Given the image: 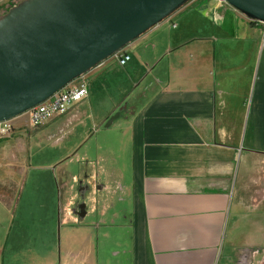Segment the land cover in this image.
Returning a JSON list of instances; mask_svg holds the SVG:
<instances>
[{"label": "crops", "instance_id": "0c3cea01", "mask_svg": "<svg viewBox=\"0 0 264 264\" xmlns=\"http://www.w3.org/2000/svg\"><path fill=\"white\" fill-rule=\"evenodd\" d=\"M118 72L126 78L112 77ZM83 78L87 97L64 113L37 127L26 115L11 120L12 135L0 140V216L9 219L40 191L38 173L48 174L52 204L57 195L64 205L72 179L105 188L83 165L71 172L64 158L73 148L36 165L17 154L4 159L23 149L15 142L23 132L87 122L78 143L89 157L94 132L95 161H113L128 240L115 237L113 221L86 224V208L62 224L47 254H10L2 236L0 264H264V27L223 0H189Z\"/></svg>", "mask_w": 264, "mask_h": 264}, {"label": "water", "instance_id": "95a60500", "mask_svg": "<svg viewBox=\"0 0 264 264\" xmlns=\"http://www.w3.org/2000/svg\"><path fill=\"white\" fill-rule=\"evenodd\" d=\"M188 1L19 0L0 14V122L44 102ZM223 1L264 21V0ZM87 190L79 188L72 208L79 218Z\"/></svg>", "mask_w": 264, "mask_h": 264}, {"label": "rangeland", "instance_id": "374dc122", "mask_svg": "<svg viewBox=\"0 0 264 264\" xmlns=\"http://www.w3.org/2000/svg\"><path fill=\"white\" fill-rule=\"evenodd\" d=\"M18 0H0V14L10 4L16 3ZM167 28V27H165ZM147 73H143L136 81L141 84L138 88L143 86L148 78ZM117 77L119 80L126 78V72H118L112 77ZM147 78V79H145ZM111 84L115 85L114 81ZM90 89V84L87 82ZM110 87V86H109ZM134 91V92H133ZM134 85L126 94L123 102L127 100V97L132 92L135 93ZM130 92V93H129ZM25 117V116H23ZM58 124V122H55ZM55 124V126L57 125ZM101 129H104L105 124L102 125ZM50 124L39 127L37 130L32 132H23L21 137L17 138L15 142H19L23 146V149L18 151L17 148L7 150L4 159H17L18 158L29 159L31 165L45 163L52 159H58L62 154L71 151V155L64 158L70 159L69 168L73 174H78L80 165L88 168V172H93L95 177L105 186L103 189H98L97 186L90 184L88 191L84 196V202L86 208L89 211L88 215L82 220L91 225L96 230L95 225H100L101 221L109 222L113 221V233L118 239L128 240V225L124 219V210L126 209L127 200L125 199L124 193L121 191L123 182L121 179H116L110 172L111 166L114 163L106 164V161H95L96 158V142L94 132H90L92 137L90 149H88V156L85 157L83 153L87 149L85 146L80 147L79 140L83 136L84 130L87 127V122L77 123V121L71 123L68 127L64 128L62 133L57 128H52ZM98 131L99 128H98ZM114 133L106 136L108 143H113L117 136L115 130ZM104 130H101V137H103ZM105 139V140H106ZM5 144V143H4ZM113 145V144H112ZM2 145H0L1 147ZM75 146V147H74ZM16 155V156H17ZM84 156V157H83ZM109 159H114L110 154L106 155ZM84 159H91L92 161H86ZM82 163V164H80ZM88 166V167H87ZM108 171L106 170V167ZM37 183L40 191L32 196H29L27 200L23 198L21 206L18 210L12 214L9 219L6 217L9 214L0 216V243H3L2 236L6 239V248L12 247L13 249L10 254L15 255H27L31 250L36 249L41 254H47L48 250L56 245L58 248L60 241V227L65 222L72 221V208L77 204L79 200V185L72 179L71 190L68 195L60 199L64 205L59 204V198L57 195L54 197V204L50 203V194L48 189L50 188V182L48 174L45 172L37 174ZM32 179V178H31ZM30 181H27L25 190L31 189ZM25 193V197H26ZM28 195V194H27ZM30 200V201H28ZM66 200L69 201V205L66 204ZM73 201V202H72ZM42 204V206L40 205ZM14 217V221L12 220ZM101 227L103 225H100ZM100 235V234H99Z\"/></svg>", "mask_w": 264, "mask_h": 264}, {"label": "built area", "instance_id": "2783aa9c", "mask_svg": "<svg viewBox=\"0 0 264 264\" xmlns=\"http://www.w3.org/2000/svg\"><path fill=\"white\" fill-rule=\"evenodd\" d=\"M248 20L253 24L264 27V21ZM128 59L129 55L124 54L119 58V63L124 64ZM87 94V85L82 75L69 82L44 102L22 114L26 115L25 123L30 127L41 126L57 115L64 113L70 105L85 99ZM13 130L14 125L11 120L0 122V140L10 137Z\"/></svg>", "mask_w": 264, "mask_h": 264}, {"label": "trees", "instance_id": "16d2710c", "mask_svg": "<svg viewBox=\"0 0 264 264\" xmlns=\"http://www.w3.org/2000/svg\"><path fill=\"white\" fill-rule=\"evenodd\" d=\"M18 1H19V0H18ZM18 1H17V2H18ZM17 2H16V3H17ZM14 4H15V3H14ZM12 5H13V4H10V5H9V6H8L3 12H1V14L5 13V12L7 11V9H8L10 6H12ZM0 8H1V7H0Z\"/></svg>", "mask_w": 264, "mask_h": 264}, {"label": "flooded vegetation", "instance_id": "af4514ba", "mask_svg": "<svg viewBox=\"0 0 264 264\" xmlns=\"http://www.w3.org/2000/svg\"><path fill=\"white\" fill-rule=\"evenodd\" d=\"M79 202H80V201H79ZM79 202H78V203H79Z\"/></svg>", "mask_w": 264, "mask_h": 264}]
</instances>
